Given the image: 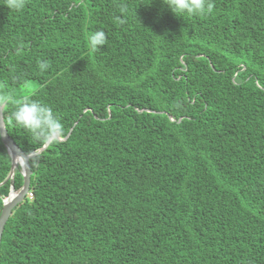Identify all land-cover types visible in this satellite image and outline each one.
<instances>
[{"label":"trees","instance_id":"16d2710c","mask_svg":"<svg viewBox=\"0 0 264 264\" xmlns=\"http://www.w3.org/2000/svg\"><path fill=\"white\" fill-rule=\"evenodd\" d=\"M210 2L0 0L5 123L36 155L0 264H264V0ZM29 83L62 125L40 154L8 120ZM11 171L0 135V217Z\"/></svg>","mask_w":264,"mask_h":264},{"label":"clouds","instance_id":"9594fccd","mask_svg":"<svg viewBox=\"0 0 264 264\" xmlns=\"http://www.w3.org/2000/svg\"><path fill=\"white\" fill-rule=\"evenodd\" d=\"M164 4L177 17L185 14L190 16H201L211 14L214 5L210 0H163ZM6 6L11 10H22L25 0H5ZM123 23V21H120ZM106 43V35L103 30H98L90 34L89 44L92 49L103 46ZM48 67L46 62H40L39 68L44 70ZM12 100L8 94H0V106ZM15 107L8 117L9 123L23 128L30 132L34 137L43 140L59 134L62 125L54 116L53 110L31 99L29 96H22L21 99L13 101Z\"/></svg>","mask_w":264,"mask_h":264},{"label":"water","instance_id":"95a60500","mask_svg":"<svg viewBox=\"0 0 264 264\" xmlns=\"http://www.w3.org/2000/svg\"><path fill=\"white\" fill-rule=\"evenodd\" d=\"M71 133L69 134L68 138L71 136ZM0 135L2 138V141L5 145V147L8 150V153L10 157L12 158V171L10 173V176L7 180V182H11V192L7 199L4 201V208L0 217V250H1V243L3 234L6 228V225L8 224L10 218L13 215L14 210L22 204L25 199L30 196L31 191V179L33 176V171L31 168V159L35 157L36 155H26L22 149L14 142V140L10 137L6 123H5V117H4V108L3 106H0ZM53 140H62L60 139V135H56L52 137V139L47 143V145L39 152L42 153ZM19 160V163L18 162ZM18 169H21V173L24 177V187L21 190V192L16 193L14 189V179L15 174ZM5 184V183H4ZM4 184L0 185L3 186Z\"/></svg>","mask_w":264,"mask_h":264},{"label":"rangeland","instance_id":"374dc122","mask_svg":"<svg viewBox=\"0 0 264 264\" xmlns=\"http://www.w3.org/2000/svg\"><path fill=\"white\" fill-rule=\"evenodd\" d=\"M38 84L36 83H29L27 84L24 88H22L20 91H19V94H18V98L21 99L22 96H31L33 95L36 90L38 89Z\"/></svg>","mask_w":264,"mask_h":264},{"label":"bare ground","instance_id":"6f19581e","mask_svg":"<svg viewBox=\"0 0 264 264\" xmlns=\"http://www.w3.org/2000/svg\"><path fill=\"white\" fill-rule=\"evenodd\" d=\"M17 163H18V164H20V163H19V160H18V162H17Z\"/></svg>","mask_w":264,"mask_h":264}]
</instances>
